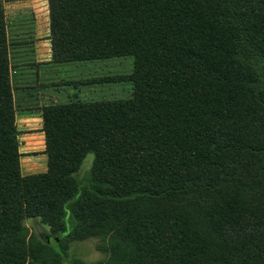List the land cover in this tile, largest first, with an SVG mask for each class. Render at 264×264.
Returning a JSON list of instances; mask_svg holds the SVG:
<instances>
[{
  "label": "trees",
  "instance_id": "1",
  "mask_svg": "<svg viewBox=\"0 0 264 264\" xmlns=\"http://www.w3.org/2000/svg\"><path fill=\"white\" fill-rule=\"evenodd\" d=\"M48 2L52 61L131 57L134 92L44 106L24 176L0 0V264L32 257L27 219L48 250L114 230L118 264H264V0Z\"/></svg>",
  "mask_w": 264,
  "mask_h": 264
},
{
  "label": "rangeland",
  "instance_id": "2",
  "mask_svg": "<svg viewBox=\"0 0 264 264\" xmlns=\"http://www.w3.org/2000/svg\"><path fill=\"white\" fill-rule=\"evenodd\" d=\"M4 7L5 24L8 35V43L15 52L18 49L17 41H31L45 43V35L50 29V5L48 0H1ZM16 45V47H15ZM45 48V47H42ZM14 54V53H13ZM74 66V64H73ZM82 73L70 72L74 76L83 74L84 79L111 78L119 76L124 80L134 69V60L131 57H122L109 60L91 61L82 63ZM14 69V68H13ZM72 69H75L73 67ZM23 73L21 71L20 75ZM127 80V79H126ZM124 80V81H126ZM86 91H81V97L64 96L62 99L57 94L53 97L59 102H71L76 99L83 101L127 99L133 95L134 87L130 82H94L84 84ZM77 86H73V89ZM49 90V89H48ZM80 92H78L79 94ZM59 97V98H58ZM31 105L32 100H29ZM54 102V101H53ZM19 103L21 104L22 101ZM17 105V103H15ZM23 105V104H22ZM21 105V107H22ZM16 106V105H15ZM19 107V106H18ZM22 116H27L23 113ZM33 116L29 120L24 119L19 123L21 132L20 154L21 172L24 176L43 173L46 170L47 157L42 153L43 138L40 133H35L38 123ZM94 161V155L90 154L85 159L77 177L83 178L88 174ZM27 239L30 241V256L26 264H65L66 260L74 264H118V258L114 256L117 244L122 243V238L117 232L107 231L98 236H90L85 240L71 238L64 241L56 250L46 249L45 245L53 239L52 229L42 224L40 219H27L25 221ZM61 253V254H59Z\"/></svg>",
  "mask_w": 264,
  "mask_h": 264
},
{
  "label": "crops",
  "instance_id": "3",
  "mask_svg": "<svg viewBox=\"0 0 264 264\" xmlns=\"http://www.w3.org/2000/svg\"><path fill=\"white\" fill-rule=\"evenodd\" d=\"M47 33L45 35V43L47 45L37 43L34 40L31 41V39L28 42H25L26 40L17 41L18 49L16 52L12 50L11 54L13 65L16 66L12 74L15 89V103L18 102L19 104H15L17 127L24 119L29 120V116L34 117L39 126L36 128L35 133L39 131L38 133L43 138L42 153H44L45 158L47 156L45 154V137L42 132V108L50 104L65 103L64 101L59 102L54 100L53 97H55V94L63 99L64 96L81 97V91H86L83 85L74 89L73 86L67 85L68 81L83 79L81 78L83 74H80L76 78V76L70 73L72 71L82 73V63H54L52 61L50 29L47 30ZM73 67L75 69H72ZM21 71L23 73L20 75ZM78 92L80 93L78 94ZM29 100L33 101L32 105ZM19 101H22V103L20 104ZM23 113L27 116H22ZM18 132L21 133L19 130ZM19 137H22L21 134H19Z\"/></svg>",
  "mask_w": 264,
  "mask_h": 264
}]
</instances>
